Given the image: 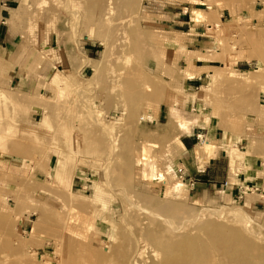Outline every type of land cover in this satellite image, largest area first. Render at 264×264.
I'll return each instance as SVG.
<instances>
[{
  "label": "rangeland",
  "instance_id": "1",
  "mask_svg": "<svg viewBox=\"0 0 264 264\" xmlns=\"http://www.w3.org/2000/svg\"><path fill=\"white\" fill-rule=\"evenodd\" d=\"M14 5L18 73L35 86H8L0 58V264H264V194L192 195L172 173L173 141L152 139L168 88L149 72L190 41L167 15L203 25L212 67L198 113L225 132L232 167L238 137L258 140L264 162V0ZM84 36L99 44L93 71L60 70L55 48ZM214 145L197 146L201 169Z\"/></svg>",
  "mask_w": 264,
  "mask_h": 264
},
{
  "label": "crops",
  "instance_id": "2",
  "mask_svg": "<svg viewBox=\"0 0 264 264\" xmlns=\"http://www.w3.org/2000/svg\"><path fill=\"white\" fill-rule=\"evenodd\" d=\"M14 2L16 0H0V58L5 63L4 74L9 77L6 84L10 87H24L30 90L32 86H35L34 77L30 76L23 81L18 73L20 69L19 58L23 52L21 47L23 46L19 44L18 28L15 26L19 15V5L15 6ZM167 17V21L171 22L168 26L169 32L183 35L188 33L186 35L189 36L185 38L190 41L185 40L184 46L174 48L168 52L167 55L170 57L166 59V63L154 65L149 70L155 81L168 88L163 94V98L159 100V105L155 108L154 118L157 127L152 139L159 143H164V140L173 141L171 165H182L186 176L196 180L194 188H188L192 195L199 199L215 196L217 199H236L239 201V192L236 188V184L239 183L255 184L264 190V170L260 167L261 159L258 156L259 152L255 149L258 140L253 137L240 141L239 137L236 139L235 144L238 147L241 145L240 152L243 154V158L240 164L241 175L234 178L231 174L233 167L224 143L225 132L199 114H192L189 111L192 106L202 104L201 88L203 80L207 74L206 72H209L212 67L211 61L206 62L201 58L209 48V42L205 40L203 33L204 26L196 25L195 22L191 23V19L180 21L181 16L175 14H169ZM179 26L185 29L177 30ZM83 38L78 46L66 44L55 48L57 56L55 64L59 66L60 70L64 68L68 71L76 70L81 75L85 70L90 69L93 71V67L90 65L94 64V56L98 52L96 50L98 42L85 36ZM76 52L81 55V60L73 62L72 58ZM51 67L48 68L49 73L53 72L54 66ZM2 82L1 79L0 87L3 85ZM175 98L179 103L176 109L178 111L176 113L177 117L179 120L186 122L183 127L173 116L171 106L168 107V104L175 101ZM197 134H203L208 141L215 144L214 156L204 163L200 174L196 171L198 158L195 136ZM225 180H228L232 185L226 188L222 187L221 184Z\"/></svg>",
  "mask_w": 264,
  "mask_h": 264
},
{
  "label": "built area",
  "instance_id": "3",
  "mask_svg": "<svg viewBox=\"0 0 264 264\" xmlns=\"http://www.w3.org/2000/svg\"><path fill=\"white\" fill-rule=\"evenodd\" d=\"M197 108H198L197 105L192 106V107L189 109L190 113H192V114H199V113H198L199 111L197 110ZM205 110H206V107H205V106H202L200 112L202 113V112L205 111ZM140 121H149V118L146 117V118L144 119V117H140ZM195 138H196L197 146H199V147H202L205 143L208 142V139L205 138L203 134H197V135L195 136ZM234 146H235L236 149H239V150L242 149V148H239V147L237 146V144H234ZM238 162H239V160L237 161V164H238ZM240 164H241V162H239V165H240ZM235 167H236V165L233 167V170H232L231 174H232V177H234V178H238L239 175H241L240 167H239V168H235ZM260 167L264 170V162H263V161H260ZM196 171H197L198 174L202 173V169L200 168L199 164H198V167H197V170H196ZM172 173H173V174H174V175H175V176H176L181 182L186 183L187 186H188L190 189L194 188V185H195L196 180H195L194 178H191V177H189V176H186V174H185V169H184V167H183L182 165L175 166V167L172 169ZM158 180H159V179H158ZM231 185H232V184L229 183L228 180H225V181L221 184V186L224 187V188H226V187H228V186H231ZM236 188H237V190H238V192H239V196H238L239 199L243 198V196H244L246 193H256V194H258V193H263V194H264V190H262L259 186L255 185V184L247 185V184H244V183H242V184L239 183V184H236Z\"/></svg>",
  "mask_w": 264,
  "mask_h": 264
},
{
  "label": "bare ground",
  "instance_id": "4",
  "mask_svg": "<svg viewBox=\"0 0 264 264\" xmlns=\"http://www.w3.org/2000/svg\"><path fill=\"white\" fill-rule=\"evenodd\" d=\"M259 32V31H258ZM261 34V33H260ZM250 39V38H249ZM260 39V38H259ZM251 40V39H250ZM254 42V41H253ZM131 88V87H130ZM89 122V121H88ZM123 182V181H122Z\"/></svg>",
  "mask_w": 264,
  "mask_h": 264
}]
</instances>
